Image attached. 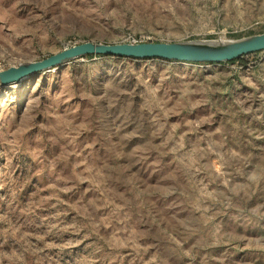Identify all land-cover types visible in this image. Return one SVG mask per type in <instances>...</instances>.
Segmentation results:
<instances>
[{
	"label": "rangeland",
	"instance_id": "374dc122",
	"mask_svg": "<svg viewBox=\"0 0 264 264\" xmlns=\"http://www.w3.org/2000/svg\"><path fill=\"white\" fill-rule=\"evenodd\" d=\"M263 31L264 0H0V70ZM4 91L0 264H264V49L85 55Z\"/></svg>",
	"mask_w": 264,
	"mask_h": 264
},
{
	"label": "water",
	"instance_id": "95a60500",
	"mask_svg": "<svg viewBox=\"0 0 264 264\" xmlns=\"http://www.w3.org/2000/svg\"><path fill=\"white\" fill-rule=\"evenodd\" d=\"M264 49V31L237 38L177 41H136L104 43L83 41L42 59L21 62L0 70V94L11 85L51 67L61 66L85 55L133 59L161 58L190 62H223Z\"/></svg>",
	"mask_w": 264,
	"mask_h": 264
},
{
	"label": "bare ground",
	"instance_id": "6f19581e",
	"mask_svg": "<svg viewBox=\"0 0 264 264\" xmlns=\"http://www.w3.org/2000/svg\"><path fill=\"white\" fill-rule=\"evenodd\" d=\"M19 85H20L19 83H17V84H13V85H11L9 88H16V87H18ZM4 93H5V91H1L0 96H2Z\"/></svg>",
	"mask_w": 264,
	"mask_h": 264
},
{
	"label": "trees",
	"instance_id": "16d2710c",
	"mask_svg": "<svg viewBox=\"0 0 264 264\" xmlns=\"http://www.w3.org/2000/svg\"><path fill=\"white\" fill-rule=\"evenodd\" d=\"M88 56H90V55H88ZM104 57V56H103ZM121 58H124V57H121ZM242 57H239L238 59H241ZM169 61H171V60H169Z\"/></svg>",
	"mask_w": 264,
	"mask_h": 264
},
{
	"label": "built area",
	"instance_id": "2783aa9c",
	"mask_svg": "<svg viewBox=\"0 0 264 264\" xmlns=\"http://www.w3.org/2000/svg\"><path fill=\"white\" fill-rule=\"evenodd\" d=\"M131 42H136V40H133V41H131Z\"/></svg>",
	"mask_w": 264,
	"mask_h": 264
}]
</instances>
